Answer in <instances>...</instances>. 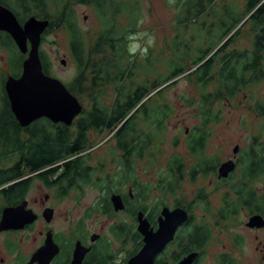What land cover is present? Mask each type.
Wrapping results in <instances>:
<instances>
[{
    "label": "trees",
    "instance_id": "16d2710c",
    "mask_svg": "<svg viewBox=\"0 0 264 264\" xmlns=\"http://www.w3.org/2000/svg\"><path fill=\"white\" fill-rule=\"evenodd\" d=\"M204 2L183 1L181 15L177 17L180 31L169 46V55L162 51L157 56L149 51L141 63L129 49V39L138 32L140 26L139 0H0V6L13 11L22 25L33 16L48 20L50 24L42 35V42L54 28L60 27L68 32L76 74L64 84L83 105L88 101L83 116L72 125L73 132L62 125L57 134H49L47 127L44 129L43 123L39 122L28 132L30 137H27L11 110L5 92V81L9 76L2 79L0 154L8 157H1L0 160L8 164L11 160L15 161L13 156L20 158L10 168L0 170V188L8 185L0 190V213L3 202L11 203L25 195L30 180L21 179L27 174L23 167L25 163L33 172L42 169H47L46 173L60 169L68 173L76 171L80 179L87 181L91 174L87 166L78 164L79 160L72 158L85 149L88 138L86 132L91 128L102 127L114 133L113 137L117 140L115 151L121 150L125 155L126 169L132 168L133 163L130 167L128 165L131 157L143 159L146 152L162 141L163 132L171 118V105L164 103L163 94L182 78H188L202 91L209 87L214 89L212 93L203 94L198 101L201 126L192 130L187 138L191 155L199 158L201 167L204 166L202 170H205L208 162H213L202 157L208 139L207 127L219 120L221 115L213 107L219 101L234 99L240 92L264 81V61H260L264 57V0L247 1L245 12L250 15L247 22L246 18L235 14L228 7L224 17L219 19V33L214 35L212 25L207 34L209 41H203L202 34L198 33L196 43L195 35L189 40L185 38L191 26L200 27L199 18L209 10L207 1ZM76 4L89 5L97 13L100 29L88 38L78 25L74 8ZM248 23L254 35L252 51L227 52L230 45L236 44V37ZM0 47L9 53L10 76L19 78L23 62L28 56L19 51L6 32L0 33ZM40 57L45 74L51 76V62L43 51ZM107 89H113L115 94L113 102L104 106L100 99L105 96L103 90ZM257 112L264 116V105L259 104ZM258 146L259 150L250 148L242 158L244 177L256 179L264 170V146ZM59 162L64 163L58 166ZM193 170L189 176L195 180L199 174ZM184 174V161L174 157L167 171L160 176L161 190L164 188L168 193H174L183 182ZM239 188L236 192L240 200L246 201V196ZM112 189H118V186L112 185ZM138 192L142 199L141 206H148L151 188L141 184ZM197 199L206 201L203 194ZM204 212H208V208L204 207ZM119 234L128 235L130 231L120 227ZM196 234V239L202 245L210 238V231L205 226L199 228Z\"/></svg>",
    "mask_w": 264,
    "mask_h": 264
},
{
    "label": "flooded vegetation",
    "instance_id": "af4514ba",
    "mask_svg": "<svg viewBox=\"0 0 264 264\" xmlns=\"http://www.w3.org/2000/svg\"><path fill=\"white\" fill-rule=\"evenodd\" d=\"M237 15L240 16V14ZM247 21L248 18L245 22ZM252 49L253 43L252 47L247 48V50L252 51ZM236 51L244 52L245 50ZM231 52H234V50ZM262 54L264 55V48ZM260 61H264V57ZM83 112L84 110L75 120L82 117ZM39 122L43 123L44 129L47 127L49 134H57L62 125L69 127L70 132L74 131L73 124L68 126L64 123H54L49 118L43 117L29 126H20L24 129V135L30 137L28 132L32 131L35 124ZM107 133L109 131L102 127L89 129L86 132L88 138L86 144H84L85 149L72 158V160H79L78 164L81 163L87 166L91 173L87 181L80 179L76 171L68 173L65 169H60L56 172L46 173L47 169H42L33 172L27 168L29 167L27 163L24 164L23 167L27 174L21 179L30 178L25 195L18 197L16 201L11 203L3 202L0 221L5 208H17L25 202H27L25 209L33 210L38 219L33 224H26L21 229L0 232L1 237L8 236L3 241V247L0 246V264H78L75 252L79 245L85 249L80 264H130L145 245L144 236L139 230V217L142 214L143 218L148 220L151 228L157 231L165 208L170 210L182 208L189 213V218L177 230L174 239L157 255L154 264H179L192 254H195L192 264H205V246L211 239L212 228L219 232V243L210 264H264V184L262 188L255 185L254 181L259 176L256 179L249 176L244 177L243 159L237 156L239 151L236 154L234 153L235 147L240 150L239 145L234 147L232 158L227 157L225 160H216L214 156L213 162H208L205 170H202L204 166L201 167L199 158L198 162L191 167H186L184 163V177L187 176L188 180L190 172L194 169L193 171L201 176L210 178L209 183L218 191L226 190V192H229L217 204L213 223L210 225L205 218H200V220L195 218L190 203L183 205L180 202H175L170 205L162 202L152 207L141 206L142 199L138 192L141 182L137 166L140 158L131 157L128 165L130 167L133 163V166L126 169L125 155L121 150H118L119 154H113L110 161V164L115 168L112 171L106 169L109 166L107 161L96 166L88 165V159L93 157L91 152L96 149L95 147L88 149L89 146L95 144L98 139L105 138ZM113 136L111 142H114L116 147L117 140ZM105 143L106 141L100 146ZM254 144L252 143V145ZM262 145L264 146V143ZM84 156H86L85 159ZM1 157L7 158L8 155L0 154V159ZM13 157L15 161L11 160L8 164L0 160V170L10 168L20 158L19 156ZM202 157L204 160H208L206 155ZM102 158L108 160L109 155H103ZM230 161L235 163L234 171L225 178H219L220 167ZM63 163L59 162L58 166ZM240 167H242L241 176L235 179L234 175ZM260 177L264 182V170ZM161 184V182L157 183L156 187H162ZM112 185H117L118 189L110 190ZM6 186L8 185L2 187ZM34 186L39 191L37 197L35 195L31 196V190ZM239 186L241 192L246 196V201L240 200L241 197L236 192ZM89 190L96 192L97 196L91 205L86 207L83 215L78 219L70 217L66 221L67 227L57 228L58 209L67 202H72L75 208L78 207L86 198ZM114 196H120L123 209L116 210L113 202ZM208 213L210 212L208 211ZM94 216L105 218L110 227L103 226L99 233L90 231L86 224ZM202 226L210 231V238L203 245L199 244V240L196 239L197 230ZM120 227L129 229L130 234L118 235ZM32 231H36L37 236L34 238L35 247L30 250L29 233ZM181 231L182 233H180ZM105 232L106 234H104ZM50 234L53 243L57 247L52 245L50 255L44 253L34 259V254L47 246ZM19 236L22 237L19 238Z\"/></svg>",
    "mask_w": 264,
    "mask_h": 264
},
{
    "label": "rangeland",
    "instance_id": "374dc122",
    "mask_svg": "<svg viewBox=\"0 0 264 264\" xmlns=\"http://www.w3.org/2000/svg\"><path fill=\"white\" fill-rule=\"evenodd\" d=\"M183 1L185 0H139L141 4L139 30L129 39V49L136 60L143 63L149 51H152L157 56L162 51L169 55V46L172 45L173 40L180 31V26L177 25V17L181 15ZM206 1L209 10L199 18L200 27L198 25L196 27L191 26L187 30L185 39L189 40L195 35L197 43L198 33H201L203 41L206 40L208 42L207 34L211 30V26L213 25L214 35L218 34L220 31L218 28L219 19L224 17V12L228 7L235 14H240L243 18H246L245 20L250 17L244 11L247 0H205L204 3ZM74 8L78 25L86 38L99 31V19L91 6L76 4ZM241 31L242 33L236 37V44L230 45L227 52L247 50V48L252 47L253 33L250 23L245 25ZM69 39L68 32L57 27L50 30L40 46V52L43 51L52 64L51 76L60 79L64 83H68L76 74V67L71 57ZM8 61L9 53L6 49L0 47V87L2 79L10 76ZM12 61H14V57ZM62 61H66V65ZM161 70H163V67H161ZM103 91H105V96L100 99L101 103L104 106L110 105L113 102L115 91L113 89ZM213 91V87L202 91L198 85L188 80V78L180 79L177 85L164 91L163 101L171 105L170 121L167 122L162 141L146 152L145 157L140 159L137 165L141 184L151 188L148 206L152 207L162 202L170 205L175 202H180L183 205L190 203L192 204L195 218L197 220L205 218L210 225L213 223L217 204L229 192H226V190L218 191L209 183L210 178L200 174L195 180L191 178L188 180L187 176L184 177V181L180 183L178 190L173 194H169L164 188H162V191L161 187H156V185L160 182L161 174L167 171L169 162L174 157L182 158L186 167H191L198 162V158L191 155L187 145V138L193 132L192 130L201 126V115L197 109L198 101L203 94L212 93ZM191 101L192 103H190ZM259 104L264 105V81H260L244 92H240L234 99L219 101L213 107V110L215 112L220 111L221 115L219 120L210 123L207 127L208 139L204 151L207 159L214 160V156L216 160H225L227 157L232 158L234 156L233 149L236 145H239L240 148L237 155L240 158H243L250 148H254L256 151L259 150L258 143H264V116L257 112ZM86 106H88V101L84 102V107L87 108ZM113 134L109 132L105 138H100L95 144L89 146L88 149L93 147L96 149L91 152L93 157L88 159V165L96 166L101 162L107 161L109 166L106 169L108 171L115 169L110 164V161L113 154L119 153L115 151L114 142H111ZM104 140L106 143L100 146L105 142ZM252 143H255L254 146ZM103 155H109L108 160L107 158L103 159ZM85 157L83 158L85 159ZM241 169L242 167L235 173V179L241 176ZM261 179L262 177H258L254 182L255 185L262 188L264 182ZM38 194L39 191L34 186L31 190V196L35 195L37 197ZM200 194L205 196L206 201L201 202L197 199ZM96 196V192L89 190L86 198L78 207L75 208L72 202H67L61 206L58 209L57 228L67 227L66 221L70 217L80 218L86 207L91 205ZM229 197L231 198V195ZM204 207L208 208L210 213L204 212ZM107 224L108 222L105 218L94 216L87 221L86 227L90 231L99 233L103 226L106 228L110 227V224ZM211 235L210 241L205 246V264L212 263L219 243L218 230L212 228ZM36 236V231L29 233L30 250L35 247L34 238ZM7 238L8 236H0V246L3 247V241Z\"/></svg>",
    "mask_w": 264,
    "mask_h": 264
},
{
    "label": "water",
    "instance_id": "95a60500",
    "mask_svg": "<svg viewBox=\"0 0 264 264\" xmlns=\"http://www.w3.org/2000/svg\"><path fill=\"white\" fill-rule=\"evenodd\" d=\"M50 22L30 17L23 25L9 8L0 6V32L8 33L19 51L28 57L23 62L22 74L19 78L9 76L5 81V92L8 96L11 110L21 127H26L39 119L46 117L54 123L72 125L74 120L84 110V105L75 97L60 79L45 74L40 57L42 35ZM66 65V61H62ZM239 151L235 147L234 153ZM235 169L233 161L224 163L219 169V178L227 177ZM116 210L123 209L120 196H114ZM27 202L17 208H5L0 221V232L21 229L26 224L31 225L37 219V214L31 209H25ZM189 213L177 208H165L159 228L154 231L148 220L142 214L139 217V230L144 236V247L130 264H154L157 255L174 239L177 230L187 222ZM52 245L57 247L49 235L47 246L34 254L38 256L52 252ZM85 250L77 246L75 258L78 264ZM195 254L185 258L179 264H192Z\"/></svg>",
    "mask_w": 264,
    "mask_h": 264
}]
</instances>
